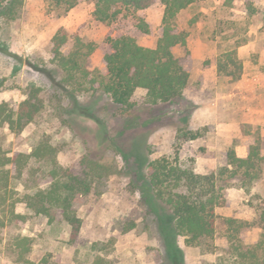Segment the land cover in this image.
Returning a JSON list of instances; mask_svg holds the SVG:
<instances>
[{
    "label": "rangeland",
    "instance_id": "374dc122",
    "mask_svg": "<svg viewBox=\"0 0 264 264\" xmlns=\"http://www.w3.org/2000/svg\"><path fill=\"white\" fill-rule=\"evenodd\" d=\"M11 1L0 0V104L17 110L35 88L41 89L44 107L20 133L0 125L3 155L30 154L49 141L59 164L76 175L87 173L93 188L74 204L81 220L74 242L61 213L51 221L19 203L17 211L28 218L11 224L8 211L0 208V264H30L20 259L18 237L32 240L31 264H46L45 259L48 264H92L94 244L111 242L107 257L112 264H264L263 228L250 227L232 243L223 226L228 218L254 222L264 203V162L258 177L245 182L233 176L228 159L231 150L247 158L257 138L264 157V0H207L182 12L178 30L188 39L174 52L190 73L188 89L182 98L157 105L138 89L131 109L94 91L90 80L106 72L110 38L129 35L143 47L156 48L165 13L161 2L136 13L149 24L147 34L130 14L113 24L96 20L93 0H82L70 12L48 0H20L9 13ZM61 30L68 35L64 56L75 50L78 39L87 45L80 61L84 72L73 78L53 52V38ZM231 51L244 65L238 81L218 71L219 59ZM161 158L200 175H219L227 203L216 210L219 229L210 246H189L173 232L168 208L151 199L143 161ZM93 163L102 167L96 178ZM49 169L33 160L22 178L12 179L8 197L48 187Z\"/></svg>",
    "mask_w": 264,
    "mask_h": 264
},
{
    "label": "trees",
    "instance_id": "16d2710c",
    "mask_svg": "<svg viewBox=\"0 0 264 264\" xmlns=\"http://www.w3.org/2000/svg\"><path fill=\"white\" fill-rule=\"evenodd\" d=\"M48 1L51 6L65 12H70L82 2V0ZM156 1L165 6L162 36L156 48L143 47L129 35L110 38L108 43L111 52L105 56L106 72L90 80L94 91H102L109 95L114 104L122 109L133 107L132 99L138 89L146 90L149 101L154 105L169 103L184 96L190 85V73L176 57L174 50L187 44L188 33L178 30V18L185 10L207 0H93V16L96 20L113 24L130 14L137 21L136 26L147 34L150 32L149 24L137 17L136 13L149 8ZM20 4V0H12L9 13ZM67 42L68 35L61 30L53 38V52L66 76L73 78L76 72H84L80 61L82 50L87 45L78 39L75 50L69 56H64L62 48ZM218 71L238 81L243 75L244 65L237 53L231 51L219 59ZM40 92L41 89H31L28 98L17 110L10 108L7 103L0 104V125L8 126L13 132L20 133L33 123L44 107ZM196 137L197 135L192 136L193 139ZM228 159L229 165L233 167V176L240 175L245 182L256 179L260 165L264 162L261 155V139H256L247 158H240L231 150ZM33 160L49 165L47 178L51 180L50 185L27 191L22 198L13 199V195L8 197V194L14 191L10 186L12 179L22 178L25 169ZM93 164L94 167L90 168L96 178L100 176L102 167L97 163ZM144 165L147 168L146 186L152 194L151 199L168 208L165 215L168 214L166 216L175 224L173 232L185 237L189 246L202 244L210 246L219 229L216 210L227 203L223 187L219 186V175L215 173L200 175L168 158L144 160ZM92 188L93 181L87 173L86 176L76 175L69 168L59 164L57 149L49 141L40 142L30 154L20 153L13 157L3 155L0 147V208L3 212L8 211V222L11 224L25 223L28 218L17 211L19 203H24L35 215L48 217L51 221L61 213L71 227V242H74L81 230V220L77 216L74 204L80 196L90 194ZM255 225L264 229V203L258 219L254 222L235 218L225 219L223 222L225 237L232 243L236 242L241 232ZM15 242L20 259L31 264L27 256L32 250V240L29 237H18ZM111 244L112 242L94 244L96 255L92 264H112L107 257ZM44 263L48 264L47 259Z\"/></svg>",
    "mask_w": 264,
    "mask_h": 264
}]
</instances>
